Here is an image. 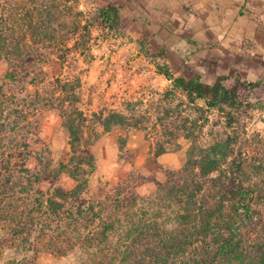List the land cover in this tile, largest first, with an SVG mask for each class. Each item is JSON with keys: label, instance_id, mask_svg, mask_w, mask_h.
I'll return each instance as SVG.
<instances>
[{"label": "rangeland", "instance_id": "374dc122", "mask_svg": "<svg viewBox=\"0 0 264 264\" xmlns=\"http://www.w3.org/2000/svg\"><path fill=\"white\" fill-rule=\"evenodd\" d=\"M90 1L0 0V13L9 18L14 35L10 38L9 47L19 44V49L29 46L34 50V62L30 65L23 64L22 58L0 60V91L10 102L11 97H15L11 106L14 105L25 116L27 110L24 105L40 99L36 110L29 109L27 120L18 119V131L7 130L0 134V264L85 263L86 253L78 249L69 251L66 256H56L41 246L35 251L33 237L16 235L18 220L7 218L8 206H15L17 213L22 210L19 206H23V201H18L20 195L3 194V183L11 175L8 169H14L18 175L21 160L19 151L9 153L13 148L12 139L16 140L14 145L28 144L25 151L32 154L25 167L31 173L40 172L36 160L39 152L52 168L70 164L71 136L64 123L78 109L84 116L85 139L94 145L102 134L117 133L114 144L120 151V158L134 160L145 155L147 162H154L160 150L177 154L180 157L178 169H159L155 165L152 178L161 174L164 179L161 183L166 181L169 171L177 172L183 167L191 146L208 149L217 143H229L232 157L222 169H229L230 162L237 158L242 161L240 176L246 184L264 190V87L260 86L254 93L255 108L208 109L204 101L191 100L181 90L172 89L171 82L159 74L157 65L161 58L155 59L151 55L161 50H151L147 35L133 37L131 22H127L120 31H110L97 19V10L104 7L105 2L99 1L95 5ZM45 7L51 17L49 28L54 31V39L43 41L40 33L46 26L41 24L40 13ZM78 13H83V17H78ZM124 16L131 19L128 12ZM85 24L88 31L82 29ZM13 74L14 81L11 78ZM207 80L205 74L204 81ZM62 86L76 93L78 103L72 106L66 103L63 107L59 104L64 98L60 94ZM10 102L0 100V106L8 107ZM112 115L117 119L110 124L112 130L106 131L103 123ZM118 118H123L122 124H117ZM15 121L17 117L14 116L12 122ZM5 146V149L1 148ZM9 156L15 159L13 164L8 163ZM113 175L112 172L100 175L94 184L91 175L88 190L82 198L109 193L119 184ZM125 179L122 182L141 197L157 191L158 186L151 194L141 195L136 191L135 186L144 180L139 172ZM35 187L46 193L51 186L43 181ZM101 188L104 191L101 192Z\"/></svg>", "mask_w": 264, "mask_h": 264}, {"label": "trees", "instance_id": "16d2710c", "mask_svg": "<svg viewBox=\"0 0 264 264\" xmlns=\"http://www.w3.org/2000/svg\"><path fill=\"white\" fill-rule=\"evenodd\" d=\"M97 12V19L110 31L123 29L121 8L115 2ZM40 16L41 24L46 26L40 33L42 40H53L47 7ZM78 17H83V13H78ZM9 23V18L0 13V60L22 58L23 64H33L31 47L24 50L19 49V44L14 45L17 49L9 47L14 36ZM82 29L88 31L89 27L85 24ZM151 56L165 58L162 50ZM157 70L171 82L172 89L181 90L191 100L204 101L208 109L240 110L257 106L253 96L261 83L244 80L236 71L230 76H217L213 84H208L201 74L177 75L165 62L159 63ZM60 91L64 97L59 102L62 107L66 103L70 106L78 103L73 90L62 86ZM0 100L10 102L1 91ZM11 102L8 107L0 106V134L18 131V119L27 120L29 109L36 110L40 99L24 105L26 116L11 106ZM14 116L17 121L12 122ZM83 119L78 109L64 123L71 136L72 159L68 165L52 168L39 152L36 160L40 172L31 173L25 167L32 154L25 151L28 144L14 145L16 140L10 141L13 148L9 153L19 151L21 160L18 175L14 169H8L11 175L3 183V194L18 193L23 206H19L22 207L19 213L15 206H8L7 218L18 220L16 235L33 237L35 251L41 246L56 256H66L78 249L86 253L84 261L88 264H264V190L258 186L254 189L241 178V160L235 158L229 169H222L232 157L229 143H217L208 149L191 146L183 167L177 172L169 171L166 181L157 184L153 195L141 197L121 182L109 193L82 198L96 168L91 152L93 143L85 139ZM114 119L117 118L112 115L110 122L103 123L106 131L112 130L110 124ZM122 120L118 118L117 124H122ZM162 154L165 151L157 152L155 159ZM12 157L8 158L9 164L15 160ZM64 173L76 182L70 191L57 186ZM43 181L51 186L46 193L35 187Z\"/></svg>", "mask_w": 264, "mask_h": 264}, {"label": "crops", "instance_id": "0c3cea01", "mask_svg": "<svg viewBox=\"0 0 264 264\" xmlns=\"http://www.w3.org/2000/svg\"><path fill=\"white\" fill-rule=\"evenodd\" d=\"M99 1L106 5L118 4L124 26L131 22V35L137 38L147 35L151 50L164 51L165 58H159L160 62H165L177 75L201 74L204 80L207 74L206 82L213 84L217 76H230L236 71L244 80L260 82L264 87V0L90 2L96 5ZM125 12L130 20L124 16ZM116 134H102L91 148L97 162L92 184L100 175L111 172L119 183L139 172L144 180L135 186L136 191L141 195L151 194L156 183L164 181L161 174L152 178L155 165L165 170L179 168L180 157L173 153L158 156L156 163L147 162L145 155L134 160L120 158L114 144ZM117 169L123 174L119 175ZM59 180V186L65 190L75 187V182L66 174Z\"/></svg>", "mask_w": 264, "mask_h": 264}]
</instances>
